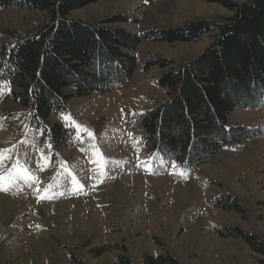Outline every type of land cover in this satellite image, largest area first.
Listing matches in <instances>:
<instances>
[{"label": "rangeland", "instance_id": "374dc122", "mask_svg": "<svg viewBox=\"0 0 264 264\" xmlns=\"http://www.w3.org/2000/svg\"><path fill=\"white\" fill-rule=\"evenodd\" d=\"M117 14L128 21L109 25L142 33L196 19L223 22L234 11L210 0H97L70 18L98 24ZM46 19L45 11H0V47L37 32ZM216 35L140 43L130 81L103 94L71 96L66 110L50 118L72 131L59 148L50 132L32 124L31 107L0 85V264H122V257L146 264L160 255L176 264H264V107L232 110L228 126L245 125L257 135L220 149L195 170L147 154L131 125L135 115L170 98L156 84L164 69L146 70L145 62L172 59L180 69ZM224 195L238 208L213 205ZM241 232L254 234L256 246Z\"/></svg>", "mask_w": 264, "mask_h": 264}, {"label": "trees", "instance_id": "16d2710c", "mask_svg": "<svg viewBox=\"0 0 264 264\" xmlns=\"http://www.w3.org/2000/svg\"><path fill=\"white\" fill-rule=\"evenodd\" d=\"M95 1L0 0V11L47 12L37 32L1 45L0 85L11 88L16 103L31 107L32 124L50 132L55 148L65 146L72 131L62 121L51 125L50 118L66 110L71 96L103 94L130 81L138 66L133 51L140 43L197 41L214 30L213 45L180 69L172 59L145 62L146 70L164 69L156 84L167 89L170 98L135 115L131 125L142 133L147 154L188 170L197 169L220 149L238 148L257 135L245 125L229 127L228 117L237 107H264V0H210L223 3L234 14L223 22L196 19L142 33L109 25L127 22L125 14L105 17L98 24L70 18L74 10ZM213 205L238 208L227 195ZM240 235L256 246L254 234ZM120 261L126 264L123 257ZM171 262L176 264L173 257L160 255L148 258L146 264Z\"/></svg>", "mask_w": 264, "mask_h": 264}]
</instances>
